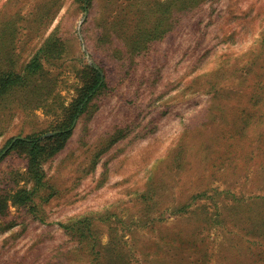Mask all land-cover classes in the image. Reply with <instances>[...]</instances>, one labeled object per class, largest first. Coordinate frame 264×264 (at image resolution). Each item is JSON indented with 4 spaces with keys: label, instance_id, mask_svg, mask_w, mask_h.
I'll list each match as a JSON object with an SVG mask.
<instances>
[{
    "label": "rangeland",
    "instance_id": "374dc122",
    "mask_svg": "<svg viewBox=\"0 0 264 264\" xmlns=\"http://www.w3.org/2000/svg\"><path fill=\"white\" fill-rule=\"evenodd\" d=\"M180 1L0 0V71L41 63L0 94V194L34 186L9 139L104 81L0 211V264H264V0Z\"/></svg>",
    "mask_w": 264,
    "mask_h": 264
},
{
    "label": "trees",
    "instance_id": "16d2710c",
    "mask_svg": "<svg viewBox=\"0 0 264 264\" xmlns=\"http://www.w3.org/2000/svg\"><path fill=\"white\" fill-rule=\"evenodd\" d=\"M199 1L202 0H181L179 7H176L174 13H178L177 17L186 15L188 11ZM171 15L168 18L170 21L167 23L169 28L172 24ZM41 66L39 59V52L36 53L31 60L25 65V68L21 72H14L12 70L0 71V94L4 93L6 90L12 86H22L29 84L35 77L39 67ZM92 80L91 82L83 88L81 95L75 99L69 108V113L67 118L63 123H61L57 128H53L50 131L46 130L40 133H32L26 136H15L9 139L7 150L4 155L9 152L11 149H21L24 150L29 157L28 161V171L34 186L32 190L27 188H22L16 191L13 197L11 195L0 194V211L3 212L7 205L8 200L11 199L15 204H29L33 203V194L36 189L43 184L44 171L42 169L43 162L55 154L59 149H61L67 138L71 135L74 129V118L78 113L83 112L89 101L96 95L100 89L104 86V81L101 82L100 72L92 68ZM6 146V147H7ZM2 157H0L1 159ZM30 210H35L34 206L30 204ZM83 220L77 221L70 224V226L65 225V228L74 227L78 231H81L82 236H86L84 231L89 229L85 226H82Z\"/></svg>",
    "mask_w": 264,
    "mask_h": 264
}]
</instances>
